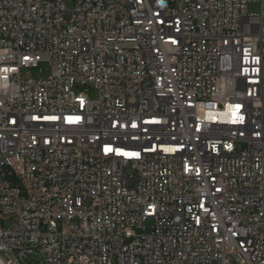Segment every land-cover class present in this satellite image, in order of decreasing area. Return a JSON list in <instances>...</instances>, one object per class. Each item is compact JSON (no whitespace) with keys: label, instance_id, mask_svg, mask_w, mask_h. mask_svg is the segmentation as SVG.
I'll return each mask as SVG.
<instances>
[{"label":"built area","instance_id":"built-area-1","mask_svg":"<svg viewBox=\"0 0 264 264\" xmlns=\"http://www.w3.org/2000/svg\"><path fill=\"white\" fill-rule=\"evenodd\" d=\"M0 174V264H264V0H0Z\"/></svg>","mask_w":264,"mask_h":264},{"label":"rangeland","instance_id":"rangeland-1","mask_svg":"<svg viewBox=\"0 0 264 264\" xmlns=\"http://www.w3.org/2000/svg\"><path fill=\"white\" fill-rule=\"evenodd\" d=\"M260 11V6L257 3H252L248 5V12L249 13H258ZM47 69L45 67L37 66L35 68H23L20 70V77L23 80L29 79H39L42 76H46ZM85 93L91 100H96L97 95L93 89L88 88L85 90ZM4 183V179L1 177L0 174V186ZM38 261V255H32L28 258L26 263Z\"/></svg>","mask_w":264,"mask_h":264},{"label":"snow or ice","instance_id":"snow-or-ice-1","mask_svg":"<svg viewBox=\"0 0 264 264\" xmlns=\"http://www.w3.org/2000/svg\"><path fill=\"white\" fill-rule=\"evenodd\" d=\"M173 43H175V41H173ZM239 107H240L239 105H236L237 111L239 110ZM34 119H35V117H34ZM46 119H55V117H46ZM74 119L78 120L79 118L78 117L77 118H69V122H74ZM238 119H242V118H238ZM133 126H135V125H133ZM105 151H111V149L106 148Z\"/></svg>","mask_w":264,"mask_h":264}]
</instances>
